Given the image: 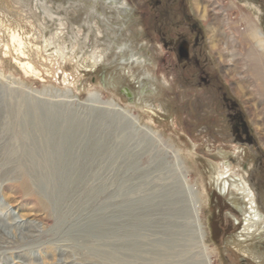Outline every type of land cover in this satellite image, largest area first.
I'll return each mask as SVG.
<instances>
[{"label": "rangeland", "instance_id": "1", "mask_svg": "<svg viewBox=\"0 0 264 264\" xmlns=\"http://www.w3.org/2000/svg\"><path fill=\"white\" fill-rule=\"evenodd\" d=\"M164 1L0 0V264H264L250 256L264 255V234L240 240L244 202L211 180L227 153L264 215V102L236 97L250 95L211 50L194 0L183 9L192 15H163ZM216 1L236 36L257 22L264 35V0ZM180 33L197 45L194 64L162 47ZM11 35L37 75L14 63ZM221 96L254 125L259 142L245 155ZM32 109L84 130L70 146L80 177L62 196L48 162L60 140L43 141L52 136Z\"/></svg>", "mask_w": 264, "mask_h": 264}, {"label": "bare ground", "instance_id": "2", "mask_svg": "<svg viewBox=\"0 0 264 264\" xmlns=\"http://www.w3.org/2000/svg\"><path fill=\"white\" fill-rule=\"evenodd\" d=\"M194 4L197 15H200V19L205 22L211 50L215 52L217 51L224 59V63L230 66H227L229 73L228 78L236 84L242 85V89H245L250 95L245 98V94L241 95L240 92L242 91L239 90L235 91L236 97L243 99L245 105L249 104V99L247 97H254L255 100L257 99L264 102V35L262 31L256 29V26L259 23L257 22V25L255 23H246L245 28L241 32H237L236 36L226 24V17L221 16L223 8L217 4L216 0H194ZM251 8L256 13L255 18L258 20L259 13L261 12L260 9L254 5H251ZM251 38L255 40V45H252ZM10 45L13 50V55L16 56L13 58L16 66L21 68L26 74L31 73L33 75H37V71L32 67V65L27 61L23 62L21 59L20 55H22V57L24 56V53L21 51L24 45L23 40L16 35H11ZM248 45L250 48H247ZM252 46L254 49L250 50ZM4 50L8 52L10 51L9 47L6 46L4 47ZM132 58L136 63L139 61L138 58H135L134 56H132ZM222 58L220 59L222 60ZM236 58H239L237 60H241L243 62L242 66H236L238 64L235 63ZM108 104H110V106L113 105V103ZM261 104L260 109H257V114L255 112L249 113L251 116L256 114L260 131L263 135L264 107L263 103ZM58 113L59 112L49 110L41 116L40 113H37L34 109H32L29 115L31 117L33 116L32 118H34V120L41 116L40 118L43 121L44 128L47 130V133L52 136V139H49V135H44L42 139L45 143L47 140H49V143L52 142L55 137L60 140L57 142L58 145L54 150L59 151L58 157L55 161L48 159V162L49 166L52 167V183L56 186L59 196H62L68 190V186L71 182L75 181L73 179L80 177H74L76 172L73 173L72 171L77 168L79 169V165L78 162L74 163L69 159L71 156L70 146H73L74 143H79L81 136L84 134V130L80 128V126L74 127V121L71 122L73 124H70L69 121H64L62 123V118L60 117L61 114L58 116ZM60 123H62V125H60ZM62 139L66 141V143H69V146L62 145L60 143L63 142ZM94 144L96 143H93L92 147H94ZM217 155L221 158L222 162L217 164L214 168V172L211 177L213 184L220 192L225 193L229 190L232 196L238 195L240 200L244 202L243 207H238L243 216V226L240 240L242 241L244 238L264 234V215L260 213L257 207L255 195L245 181L244 175H242V177H234L230 174L233 166L230 165L229 155L221 151ZM227 156L228 159L226 158ZM250 256L254 260L264 258L263 253L258 252L251 253Z\"/></svg>", "mask_w": 264, "mask_h": 264}, {"label": "flooded vegetation", "instance_id": "3", "mask_svg": "<svg viewBox=\"0 0 264 264\" xmlns=\"http://www.w3.org/2000/svg\"><path fill=\"white\" fill-rule=\"evenodd\" d=\"M165 1L167 5H166V11L164 10L163 15H175L177 13H179L180 15H192L189 13L185 14L183 12L185 0H165ZM177 4L180 7L175 8L174 6ZM175 9H177L176 12H174ZM194 26L195 25H190L191 31H194ZM195 41L197 42L196 44H198L197 37L195 38ZM192 42L193 41H191L190 38L187 37L183 33L177 34L176 36H173V37L172 36L162 37L163 49L166 51H171V53H174L176 57V61L183 63V64L190 63V62L193 63V61L195 62L194 57H193L194 56L193 51L195 50L197 45L194 46V42L193 43ZM200 74L201 72H199V75ZM196 78L199 84L201 85H205L209 83L208 79L203 75H200ZM219 99L223 107L226 109L227 118L230 124V133L232 135V138L235 144L241 145L243 147V148L241 147V151L245 155L246 153H245L244 147L245 149L253 148V147H256V141H257V144L259 142L257 139V136L255 139L254 134H253V131L255 132L254 125H252L249 122L246 109L244 108L245 113H243L240 110L239 104H238L239 100L238 102L233 101V99L227 98L225 96H221ZM263 164L264 162H262V164L260 165L263 166ZM247 166H248V163L247 165H244V168L246 169ZM247 175H248V172H247Z\"/></svg>", "mask_w": 264, "mask_h": 264}]
</instances>
